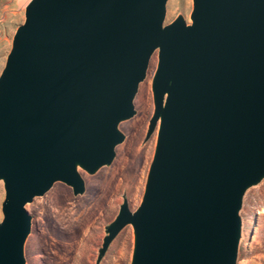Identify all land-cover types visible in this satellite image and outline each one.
I'll return each mask as SVG.
<instances>
[{"label": "water", "instance_id": "obj_1", "mask_svg": "<svg viewBox=\"0 0 264 264\" xmlns=\"http://www.w3.org/2000/svg\"><path fill=\"white\" fill-rule=\"evenodd\" d=\"M27 0L0 70V264H25V203L78 168L110 163L156 49V136L138 205L104 225L95 264L125 224L129 264H236L244 190L264 176V0Z\"/></svg>", "mask_w": 264, "mask_h": 264}, {"label": "rangeland", "instance_id": "obj_2", "mask_svg": "<svg viewBox=\"0 0 264 264\" xmlns=\"http://www.w3.org/2000/svg\"><path fill=\"white\" fill-rule=\"evenodd\" d=\"M24 4L0 0V70L12 34L23 20ZM190 9L191 0H166L163 23L178 13L189 22ZM156 61L155 49L132 100L134 113L118 123L123 138L115 145L110 163L92 173L78 168L84 182L80 193L73 194L68 184L56 180L41 195L25 203L30 215L29 231L22 245L25 264H95L104 225L116 214L122 197L130 210L138 205L157 128L144 137L153 109L150 82ZM145 79L149 80L148 88L142 85ZM2 198L0 180V201ZM238 214L240 234L235 263L264 264V176L244 190ZM132 244V227L127 223L110 240L96 264H129Z\"/></svg>", "mask_w": 264, "mask_h": 264}, {"label": "bare ground", "instance_id": "obj_3", "mask_svg": "<svg viewBox=\"0 0 264 264\" xmlns=\"http://www.w3.org/2000/svg\"><path fill=\"white\" fill-rule=\"evenodd\" d=\"M26 1H27V0H18V2H20V3H22V4H23V3H26ZM150 56H151V55H150ZM149 59H150V57H149ZM149 59H148V62H149ZM147 66H148V63H147ZM146 69H147V67H146ZM145 71H146V70H145ZM147 80H148V79H145V81L142 82V85L145 86V87L148 86V85H147V84H148V83H147ZM148 81H149V80H148ZM141 87H142V86H141ZM147 88H148V87H147ZM142 89H143V88H142ZM146 90H147V89H146ZM144 95H145V94H144ZM103 187H104V186H103ZM106 194H107V193H106ZM105 198H106V197H105ZM93 203H94V202H93ZM98 203H99V202H98ZM101 203H102V202H101ZM82 214H83V213H82ZM87 219H88V218H87ZM84 220H85V219H84ZM82 221H83V220H82Z\"/></svg>", "mask_w": 264, "mask_h": 264}]
</instances>
